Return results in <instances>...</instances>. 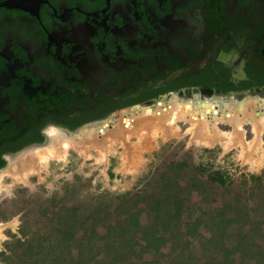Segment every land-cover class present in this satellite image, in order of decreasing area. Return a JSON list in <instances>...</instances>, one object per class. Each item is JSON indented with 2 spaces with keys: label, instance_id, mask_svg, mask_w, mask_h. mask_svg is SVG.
<instances>
[{
  "label": "rangeland",
  "instance_id": "1",
  "mask_svg": "<svg viewBox=\"0 0 264 264\" xmlns=\"http://www.w3.org/2000/svg\"><path fill=\"white\" fill-rule=\"evenodd\" d=\"M263 93L221 100L218 106L227 103L234 117L212 130L201 118L194 126L183 119L169 126L179 104L191 102L155 103L156 113L145 112L150 107L121 113L99 132L64 140L62 150H41L37 167L23 173L27 179L0 178V264L39 263L35 249L22 261L21 243L33 237V246L48 245V213L85 218L96 206L111 216L84 224L92 254L83 264H264V126L253 128ZM249 96L253 101L243 103ZM120 195L129 199L123 207ZM120 224L124 234L104 232ZM106 234L108 243L134 235L142 250L129 258L126 246H96ZM64 249L55 248L45 263L73 264L76 248Z\"/></svg>",
  "mask_w": 264,
  "mask_h": 264
},
{
  "label": "flooded vegetation",
  "instance_id": "2",
  "mask_svg": "<svg viewBox=\"0 0 264 264\" xmlns=\"http://www.w3.org/2000/svg\"><path fill=\"white\" fill-rule=\"evenodd\" d=\"M262 89L264 0H0L1 179L121 113Z\"/></svg>",
  "mask_w": 264,
  "mask_h": 264
},
{
  "label": "trees",
  "instance_id": "3",
  "mask_svg": "<svg viewBox=\"0 0 264 264\" xmlns=\"http://www.w3.org/2000/svg\"><path fill=\"white\" fill-rule=\"evenodd\" d=\"M125 198H126L125 195H120L117 198V203L119 207H123L128 202L129 199L123 200ZM119 199H121L122 201L119 202L118 201ZM160 210L161 208L159 207L158 212ZM106 213L107 212H106L105 207L96 206L89 217H85V218L83 217V218L77 219L76 216L75 215L73 216L69 211H65V210L51 211L50 213H48V217L50 220H52V223H50L49 226L43 230L44 235L46 234L47 240L50 242L46 246L43 245L42 243H37V245L33 246L34 245L33 237L26 238L21 243V247L23 249V257L21 259H24L22 261L28 262L27 253H30L31 250L33 252V250L35 249V252H37L36 255H39L42 257L39 263H37V261L36 262L34 261L33 263L34 264L35 263L36 264H46L45 263L46 257L52 258V254L55 253L53 252V250L55 248L60 247L62 248V250L65 248L64 250L65 251L67 250V252L69 253H70L71 248H76L77 252H75L74 257H72L73 264L85 263L86 261H88L87 260L88 255H91L92 253L90 251L91 249H88V247H85L86 246L85 239L88 237V230L86 229L84 224H86V222L88 223L89 218L91 219L92 217L94 218L100 217V219L103 217L104 220H106L109 218V216H111L110 213H107V214ZM102 215H105V216H102ZM77 220H79V222ZM113 230H119L118 232H120V234H124L123 233L124 225L120 224L117 227H113V228L112 226L104 227V232H107L108 235H110ZM107 234L103 237V239H101V242L98 241V243H96V246L109 245V247L111 248L120 247V246L122 247V245L123 247L126 246L127 249L129 250L127 252V257L129 258L131 257L132 254L136 252L139 254L140 250H142V247L138 244V242H136L137 240L136 237H133L134 235L131 236L132 237L131 239H128L122 243L116 238H112V240H110V243H108L105 240L106 237L108 236ZM132 239H136V240H132ZM30 254L35 255V253H30ZM44 256H45V259L42 260ZM36 258L38 259V257ZM29 262L32 263V260L31 261L29 260Z\"/></svg>",
  "mask_w": 264,
  "mask_h": 264
},
{
  "label": "bare ground",
  "instance_id": "4",
  "mask_svg": "<svg viewBox=\"0 0 264 264\" xmlns=\"http://www.w3.org/2000/svg\"><path fill=\"white\" fill-rule=\"evenodd\" d=\"M159 103H161V105H159V106H164L165 105V102H159ZM179 107L181 108L180 110L177 109V111L173 112L170 115L169 120H168L169 126H172L173 124H175L177 119L191 120L192 121L191 124H193V126H194V125H196V122H198L197 118H201V119H204V121L206 122L205 124L209 125L208 128H210V130H212V127H213V125L215 124L216 121H218V120L232 121L233 117H234L233 110L232 109H228L229 106L225 107V108H222V110H220V109L218 110V107L216 105H214L211 102H207V101L206 102H202L200 104L199 103H194L193 104L191 102V106L190 107H186L185 105L183 106V105L179 104ZM145 112H155L156 113V109L153 106V108L150 107L148 109H145ZM260 117H262V118L259 121V123L256 122V123L253 124V128H254L255 131H259V126L260 125L264 126V113ZM192 119H195V120H192ZM245 120H247V118ZM238 124L239 123H237L236 126H238ZM100 130L101 129H99V131ZM34 167H37V166H34ZM24 175L25 174L17 176L16 179L23 180L24 179ZM0 188H2L1 184H0Z\"/></svg>",
  "mask_w": 264,
  "mask_h": 264
},
{
  "label": "water",
  "instance_id": "5",
  "mask_svg": "<svg viewBox=\"0 0 264 264\" xmlns=\"http://www.w3.org/2000/svg\"><path fill=\"white\" fill-rule=\"evenodd\" d=\"M13 2H16L17 0H12Z\"/></svg>",
  "mask_w": 264,
  "mask_h": 264
}]
</instances>
